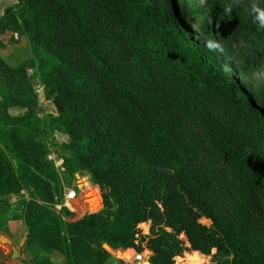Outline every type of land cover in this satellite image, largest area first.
I'll list each match as a JSON object with an SVG mask.
<instances>
[{
    "label": "trees",
    "instance_id": "obj_1",
    "mask_svg": "<svg viewBox=\"0 0 264 264\" xmlns=\"http://www.w3.org/2000/svg\"><path fill=\"white\" fill-rule=\"evenodd\" d=\"M167 1L16 0L0 16V35L27 38L56 109L47 120L69 137L65 171L96 185L81 217L54 208L63 189L47 122L26 63L14 65L0 37V206L29 194L21 264H53L54 251L66 264H105L110 251L144 249L151 264H205L206 254L264 264V110L199 44L264 32L242 0Z\"/></svg>",
    "mask_w": 264,
    "mask_h": 264
},
{
    "label": "rangeland",
    "instance_id": "obj_2",
    "mask_svg": "<svg viewBox=\"0 0 264 264\" xmlns=\"http://www.w3.org/2000/svg\"><path fill=\"white\" fill-rule=\"evenodd\" d=\"M159 1L165 7L170 6L167 0ZM242 1V14L244 15L248 12H253L254 7L258 10L264 11V0ZM234 2L235 0H225L222 4L228 6ZM202 3H206V1L202 0ZM189 26L193 30L195 24L190 23ZM261 28L264 32V27ZM14 36L17 37L16 34ZM2 39L6 45L2 52L8 57V59L14 65H18L20 63H26L27 65L28 74L38 96L37 108L39 114L47 122L45 136L50 147L49 153L52 155V158L56 160L57 165H61L64 162V157L70 154V150L67 147L69 137L65 132L57 129L47 120V117L55 113L56 109L52 100L46 98L44 94L43 84L40 80L37 64L31 53L28 40L25 36L15 40L12 38V34L10 33L3 35ZM209 41L217 43L222 51L209 48L207 46ZM199 44L210 58L220 60L223 69L226 71L228 78L233 82V84L245 90L247 94H249L250 99L254 101L258 107L264 110V35L260 38L251 35H242L232 40L213 38L208 35L199 40ZM255 47L259 49L258 54L253 52ZM254 61L256 62L254 63ZM22 112L23 109L20 113ZM60 171L63 176V180L67 185L75 183L83 187L84 190L86 182L91 185V191L89 189L86 190L84 193V200L82 202L75 203V206L69 203V206L74 211L77 210V212H72L74 219L79 218L88 208L92 207L90 206V202L87 200V196L89 198L91 197L95 203V194L89 195V193L95 190L94 186L96 185L92 183L90 175L86 171L77 170L72 176H69L65 169H60ZM29 198L28 192L24 190L20 195H11L8 198V203H4L2 207L0 206V264L28 263L31 259V256L27 253L23 245V239L27 228L24 221L21 219L22 201L23 199ZM94 208L95 207H93V209ZM209 220L204 217L200 219V221L206 225L211 224V220ZM150 227L151 221H147L145 224H140L143 234H148L150 232ZM214 251L215 250H213L212 253H214ZM57 253L61 256L63 262L56 257V264H66L63 255L60 252ZM151 254L152 253H149V255ZM114 255L115 254H112L107 261L109 262L113 260L117 262H124V259L132 258L116 256L121 259L119 260L114 258ZM212 260V254L205 255V264H210ZM188 262L193 261H182L181 258V261L177 264H188Z\"/></svg>",
    "mask_w": 264,
    "mask_h": 264
},
{
    "label": "built area",
    "instance_id": "obj_3",
    "mask_svg": "<svg viewBox=\"0 0 264 264\" xmlns=\"http://www.w3.org/2000/svg\"><path fill=\"white\" fill-rule=\"evenodd\" d=\"M48 158L50 160H53L55 163L56 169L60 175L62 189H63L62 200H60L59 203L54 204V208L56 209V211L60 212V210L63 207H66L69 209L68 202H72V203L82 202L84 200V193H85L83 187H81L75 183L74 184L72 183L70 185L65 184V182L63 180V176H62L61 171H60V169L61 170L65 169L63 163L61 165H57L56 160L52 158V155L50 153L48 154ZM69 210L71 211V209H69ZM147 252L150 253L149 249H144L141 251L135 250V254H134L133 258L131 260L124 259V261L126 263H130V264H145V263L151 264L150 263V255Z\"/></svg>",
    "mask_w": 264,
    "mask_h": 264
},
{
    "label": "crops",
    "instance_id": "obj_4",
    "mask_svg": "<svg viewBox=\"0 0 264 264\" xmlns=\"http://www.w3.org/2000/svg\"><path fill=\"white\" fill-rule=\"evenodd\" d=\"M14 3H16V0H0V16L3 14V12H4V10H5V8L7 7V6H9V5H12V4H14ZM2 36L3 35H0V37L2 38ZM23 108H20V107H10L9 108V111L12 113V114H21L20 112H21V110H22ZM23 111H24V109H23ZM19 112V113H18ZM88 209H90V210H92L93 209V207H91V208H88ZM85 213V212H84ZM83 213V214H84ZM26 233H27V229H26V231H25V237H24V239H23V245H24V242H25V239H26ZM119 249H121V248H119ZM114 250H117V249H114ZM121 250H126V249H121ZM135 251V250H134ZM150 251V250H149ZM58 251H54V252H52L51 253V258H52V260H53V264H56V261H55V258L57 257L61 262H63L62 261V259H61V256L57 253ZM150 253H152V251H150ZM113 254V253H112ZM115 256V255H114ZM64 258V257H63ZM114 258H117V259H119L118 257H114ZM119 260H121V259H119ZM108 262V261H107ZM107 264H126V262L124 261V262H122V261H120V262H117V261H109Z\"/></svg>",
    "mask_w": 264,
    "mask_h": 264
},
{
    "label": "clouds",
    "instance_id": "obj_5",
    "mask_svg": "<svg viewBox=\"0 0 264 264\" xmlns=\"http://www.w3.org/2000/svg\"><path fill=\"white\" fill-rule=\"evenodd\" d=\"M253 12L255 13L254 20L258 23V26L264 27V11L258 10L254 7ZM207 46L211 49H218L222 51L220 46L215 42L209 41Z\"/></svg>",
    "mask_w": 264,
    "mask_h": 264
},
{
    "label": "bare ground",
    "instance_id": "obj_6",
    "mask_svg": "<svg viewBox=\"0 0 264 264\" xmlns=\"http://www.w3.org/2000/svg\"><path fill=\"white\" fill-rule=\"evenodd\" d=\"M91 185L89 184V183H85V190H84V192H86V190H90L91 191ZM69 203L71 204V205H73V206H75V203H72V202H68V207H69V209H71V207L69 206ZM72 210V209H71ZM72 211H74V210H72ZM76 212H77V210H75ZM74 211V212H75ZM148 253V252H147ZM134 254H135V251H134ZM128 255V256H127ZM133 251H127L126 252V254L125 255H123V257H127V258H130V257H132L133 258ZM131 258V259H132ZM131 259H128V260H131ZM146 264V263H145ZM188 264H200V263H197V262H188Z\"/></svg>",
    "mask_w": 264,
    "mask_h": 264
},
{
    "label": "water",
    "instance_id": "obj_7",
    "mask_svg": "<svg viewBox=\"0 0 264 264\" xmlns=\"http://www.w3.org/2000/svg\"><path fill=\"white\" fill-rule=\"evenodd\" d=\"M108 247H110L107 243L104 244V248H106L108 250ZM110 251V250H109ZM111 253H113L112 251H110Z\"/></svg>",
    "mask_w": 264,
    "mask_h": 264
}]
</instances>
